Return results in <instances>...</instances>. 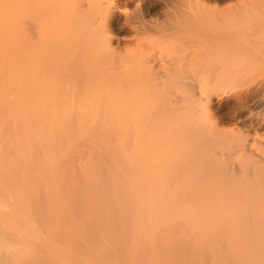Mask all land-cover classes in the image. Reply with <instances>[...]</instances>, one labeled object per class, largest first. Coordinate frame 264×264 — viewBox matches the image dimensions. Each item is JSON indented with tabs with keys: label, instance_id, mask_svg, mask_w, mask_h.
<instances>
[{
	"label": "bare ground",
	"instance_id": "6f19581e",
	"mask_svg": "<svg viewBox=\"0 0 264 264\" xmlns=\"http://www.w3.org/2000/svg\"><path fill=\"white\" fill-rule=\"evenodd\" d=\"M117 3L0 0V264H264V119L239 99L249 130H219L225 73L176 104L148 61L166 27L128 11L119 54Z\"/></svg>",
	"mask_w": 264,
	"mask_h": 264
},
{
	"label": "rangeland",
	"instance_id": "374dc122",
	"mask_svg": "<svg viewBox=\"0 0 264 264\" xmlns=\"http://www.w3.org/2000/svg\"><path fill=\"white\" fill-rule=\"evenodd\" d=\"M116 1L120 5L119 13L115 14L111 32L115 38L113 47L119 54H124L125 48H134L138 44L135 32L124 20L128 11L133 15L136 13L134 10H138L142 21L151 27H166L164 45L154 35L155 32H151L153 36L150 39L153 43L158 41L162 44L150 48L152 52H149L148 61L149 65L153 61L151 65L156 67L153 69L155 73L158 70L162 72L165 66H176L178 72H174V78L184 86L182 89H175V95L171 96L176 104L182 97L195 95L193 99L197 98L202 90L213 84V76H224L225 73L226 76L238 77L234 78V82L227 89L224 88V92L213 95L211 113L214 122L219 125V130L224 135L239 128L245 132L249 130L246 121L264 119V0ZM228 62H231V66ZM156 78L161 77L158 75ZM239 99L246 104L244 112L242 111L244 116H248L245 122L236 115V101ZM258 126L260 128H255ZM254 129H257L260 141L253 142L255 135L253 136L254 132L250 133L251 151L256 148L264 149V120L261 126L256 125ZM225 146L218 149L217 154L227 159L230 170L238 174L240 168L236 167V158H233L239 155L238 147L232 142Z\"/></svg>",
	"mask_w": 264,
	"mask_h": 264
}]
</instances>
